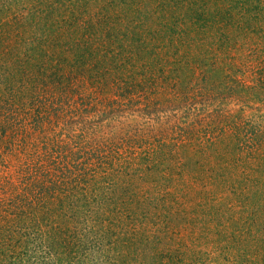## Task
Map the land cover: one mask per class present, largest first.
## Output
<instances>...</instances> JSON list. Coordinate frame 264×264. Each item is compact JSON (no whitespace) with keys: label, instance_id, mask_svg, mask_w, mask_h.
Listing matches in <instances>:
<instances>
[{"label":"rangeland","instance_id":"rangeland-1","mask_svg":"<svg viewBox=\"0 0 264 264\" xmlns=\"http://www.w3.org/2000/svg\"><path fill=\"white\" fill-rule=\"evenodd\" d=\"M0 264H264V0H0Z\"/></svg>","mask_w":264,"mask_h":264},{"label":"trees","instance_id":"trees-1","mask_svg":"<svg viewBox=\"0 0 264 264\" xmlns=\"http://www.w3.org/2000/svg\"><path fill=\"white\" fill-rule=\"evenodd\" d=\"M256 80H259V77H257V78H254V81H256ZM227 169H228V172H229V168L227 167ZM214 171H216L217 173L219 172L218 170H214ZM219 174V173H218Z\"/></svg>","mask_w":264,"mask_h":264}]
</instances>
